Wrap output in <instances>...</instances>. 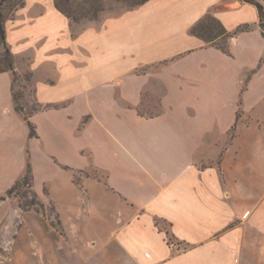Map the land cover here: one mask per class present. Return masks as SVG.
I'll use <instances>...</instances> for the list:
<instances>
[{
    "label": "crops",
    "instance_id": "1",
    "mask_svg": "<svg viewBox=\"0 0 264 264\" xmlns=\"http://www.w3.org/2000/svg\"><path fill=\"white\" fill-rule=\"evenodd\" d=\"M207 14L232 33L224 49L190 32ZM259 19L244 0H147L73 35L54 0H24L5 36L42 108L30 136L0 72V195L29 164L64 231L25 212L8 264H264ZM91 164L105 181H74Z\"/></svg>",
    "mask_w": 264,
    "mask_h": 264
},
{
    "label": "rangeland",
    "instance_id": "2",
    "mask_svg": "<svg viewBox=\"0 0 264 264\" xmlns=\"http://www.w3.org/2000/svg\"><path fill=\"white\" fill-rule=\"evenodd\" d=\"M16 1L18 0H9L8 4L15 3ZM57 1L58 3H60V5L63 8H71L72 10L89 9L91 5H94L93 6L94 8L97 7L95 13L94 10H90L91 13H89L88 15L86 14L87 16L86 15L80 16L78 20L70 21L73 35H76L86 26L93 24L98 25L101 22H103V20L106 19L107 17L118 15L125 10H129L138 6V5L129 6L126 3L130 2L131 4L134 1H139V0H100L99 2H97V0H57ZM255 1H261L262 3H264V0H255ZM91 14L94 15L96 18L94 17L89 19L88 17L92 16ZM217 42L224 44L225 39L218 38ZM14 61L17 62V60ZM24 64H25V69L17 70L16 68L18 76L14 80L13 87L15 93H18L19 95L21 94L19 99L22 105L21 113L26 115L28 112L31 111V109L36 108L37 110H39L42 108V106L41 104L37 103L35 99H33L35 75L31 71V69H29L26 66L27 65L26 61H24ZM15 67H16V63H15ZM155 67L156 65L155 66L153 65L151 67H148L147 69H154ZM144 68L145 67L139 69L138 72H141ZM159 94L160 92L155 90L154 91L150 90V88L145 90L143 101L139 107L140 112L148 115H152L159 112L161 110V107L159 106ZM87 119H88V115H85L84 122H86ZM85 153L88 155V157L90 156L89 152L85 151ZM87 177H91L93 179H97L103 182L105 181L106 178V172L91 164L85 170L75 173L74 181L78 182L83 186V181H85V178ZM45 188H47V186H45ZM21 193L27 194L26 197L30 198V193L28 192L27 188L23 185L18 186L9 195H5L4 193L3 195L0 196V201H2L1 197L4 196L5 197L4 199L8 198L11 201V205H12L9 213L5 217H3V219L0 221V264H8L12 257V252H13L12 247L16 239V236L18 234L19 228L23 222L25 212L30 210H35L32 207H27L26 209H23L21 205L22 203H24L26 198L21 196ZM37 198L41 201V199L38 196ZM43 205H44V215L43 214L42 215L45 218H47L54 226H56L61 232L64 231L63 225L61 224L59 212L55 207V205L52 202L47 204L43 203ZM84 219L88 220L89 218L84 216Z\"/></svg>",
    "mask_w": 264,
    "mask_h": 264
},
{
    "label": "trees",
    "instance_id": "3",
    "mask_svg": "<svg viewBox=\"0 0 264 264\" xmlns=\"http://www.w3.org/2000/svg\"><path fill=\"white\" fill-rule=\"evenodd\" d=\"M24 0H18L15 3L8 4L9 0H0V72L3 71H9L12 76V84L14 85V80L18 76L16 67H15V59L13 56V53L7 43L6 36H5V23L6 21L11 17V15L14 13L16 8L20 6L23 3ZM100 0H97L99 2ZM147 0H139L134 1L130 4V2L126 3L129 6H136L139 4L144 3ZM247 2L254 3L258 10H259V25L261 27L262 33L264 35V3H261L259 1L255 0H244ZM55 6L57 9L62 12L70 21H76L80 18V16L88 15L90 10H97V7H93L94 5H91L89 9L84 10H78V9H71V8H63L60 3H58L57 0H54ZM97 6V5H96ZM86 15V16H87ZM92 15V14H91ZM97 16V15H96ZM95 16L92 15L88 17L89 19L94 18ZM96 18V17H95ZM248 25H243L237 28L236 31L247 28ZM190 32L196 36H199L201 39H203L206 43L218 45L221 48H225L223 44L218 43L217 39H227L229 36L232 35L231 32H228L225 27L212 15H205L199 22H197L195 25H193L190 29ZM21 94L15 93L14 87H13V100H14V107L16 111L21 113L22 105L19 101ZM37 111L36 108L31 109L30 112H28L26 115H24L25 119L28 122L29 125V134L30 136L35 135V130L33 124L29 120V116ZM23 185L27 188L28 192L30 193V198H27L25 193H21V196L25 197L24 203H22L23 209H26L27 207H32L39 213L44 215V205L43 203L37 198V194L32 188V174H31V167L28 164L27 169L25 173L19 177L15 181V183L5 192V195H9L12 193L18 186ZM1 196V195H0ZM5 197H1L3 200Z\"/></svg>",
    "mask_w": 264,
    "mask_h": 264
}]
</instances>
